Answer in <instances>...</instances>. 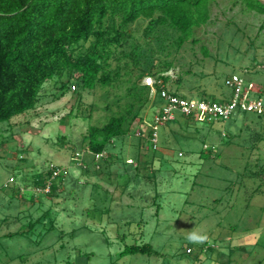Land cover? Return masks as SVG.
I'll return each mask as SVG.
<instances>
[{
    "label": "rangeland",
    "instance_id": "rangeland-1",
    "mask_svg": "<svg viewBox=\"0 0 264 264\" xmlns=\"http://www.w3.org/2000/svg\"><path fill=\"white\" fill-rule=\"evenodd\" d=\"M230 6L229 0L220 1L215 12L226 11V18L208 30L216 39L214 33L221 32L227 18L247 26L242 53L232 47L214 49L218 62L195 64L189 48L182 52L168 75L171 84L183 75L181 93L189 98L199 100L203 90L210 100L232 98L225 81L234 73L264 89V17L242 12L240 6L231 11ZM248 40H255L250 52ZM253 57L259 63L249 68ZM189 63L198 73L192 81L183 74ZM144 83L151 85L153 79ZM44 86L48 93L57 92L52 81ZM100 95L83 93L86 112L95 102L103 106ZM76 97L70 92L57 101L46 100L4 126L0 264H264V142L254 147V132L242 128L246 120L255 119L253 114L237 112L227 121H209L201 114L175 112L174 121L158 127L159 149L152 150L144 138L140 153L142 138L135 135L139 127L146 135L155 117L148 107L145 123L137 120L132 135L116 141L110 163L102 160L97 163L102 169L95 170L84 135L90 124H105L110 113L69 116L78 104ZM51 165L61 168V176L49 181L59 187L54 197L32 184ZM31 222L32 231L26 232ZM10 232L15 234L2 237ZM143 243L160 256H121L127 246Z\"/></svg>",
    "mask_w": 264,
    "mask_h": 264
},
{
    "label": "trees",
    "instance_id": "trees-1",
    "mask_svg": "<svg viewBox=\"0 0 264 264\" xmlns=\"http://www.w3.org/2000/svg\"><path fill=\"white\" fill-rule=\"evenodd\" d=\"M220 1L0 0V138L5 124L13 118L35 110L46 100L57 101L72 92L76 94L78 104L69 116L85 117L87 113L88 117H92L98 110L110 113L105 124H90L84 135L93 169H102L97 165L102 160L110 163V151L116 141L132 135L137 120L145 123L143 112L148 107L154 109L152 127L146 135L139 127L135 136L142 138L138 144L140 153L146 145L144 138H148L152 150L157 151L159 145L155 149L152 139L157 132L159 143L160 126L156 127L155 118L161 112H157L156 107L165 103L161 90L193 99L181 93L186 84L183 75L174 84H171L168 75L179 55L189 48L195 64L205 59L218 62L220 55L214 49L229 50L232 47L235 53L240 54L244 39H248L247 26L242 27L234 18L222 22L219 27L221 32L213 35L217 36L216 39L210 36L208 29L216 26L227 14L226 11L215 12ZM229 1L231 11L240 6L242 12L264 17V0ZM136 25H143V28H136ZM248 42L247 52H250L255 49V40ZM258 63L253 57L249 68ZM193 67L194 64L189 63L183 73L191 81L198 74ZM234 75L245 80L242 74L234 73L226 81ZM65 78L67 81H64ZM146 78H152L153 83L145 84ZM48 81L54 83L57 92L48 93L45 90L44 85ZM85 92H101L99 100L103 106L95 102L87 107L86 112L81 104ZM199 95V100L205 101L228 103L231 100V97L210 100L205 90ZM263 95L262 88L254 97L263 99ZM237 112L255 116L254 120H246L242 127L245 131L251 129L254 132V147L264 142V113L237 110L228 120ZM60 139H65L63 142L66 143V136ZM73 159L76 160V157ZM81 163L89 171L88 163ZM139 168L140 164L136 170ZM50 169L46 176L35 177L33 186L43 188L47 182L61 176L60 167L55 168L60 169L57 177H53L54 170ZM261 172L264 173V166ZM12 179L14 182L15 178ZM58 190V185L51 184L50 191L44 194L54 197L59 194ZM34 224L31 222L26 232L32 231ZM14 234L10 232L2 237ZM130 254L160 256V252L147 243L127 246L121 256Z\"/></svg>",
    "mask_w": 264,
    "mask_h": 264
},
{
    "label": "built area",
    "instance_id": "built-area-1",
    "mask_svg": "<svg viewBox=\"0 0 264 264\" xmlns=\"http://www.w3.org/2000/svg\"><path fill=\"white\" fill-rule=\"evenodd\" d=\"M226 84L233 90V96L228 103L182 98L169 93L166 89H162L161 97L165 101V105L155 118L156 127L174 120L177 111L187 117L201 114L207 117L209 121L228 120L237 110L264 113V100L254 97V94L258 92L254 83H246L242 77L234 75L226 81ZM152 141L154 148L157 149V132L154 133ZM51 168L54 170L53 177H57L60 174V169H55V165H51ZM50 188L51 182H47L46 186L38 188V191L46 193L50 191Z\"/></svg>",
    "mask_w": 264,
    "mask_h": 264
},
{
    "label": "clouds",
    "instance_id": "clouds-1",
    "mask_svg": "<svg viewBox=\"0 0 264 264\" xmlns=\"http://www.w3.org/2000/svg\"><path fill=\"white\" fill-rule=\"evenodd\" d=\"M193 239H195V237H192Z\"/></svg>",
    "mask_w": 264,
    "mask_h": 264
}]
</instances>
